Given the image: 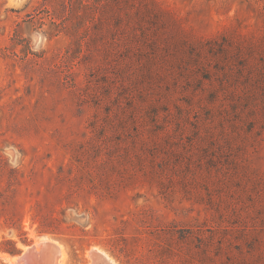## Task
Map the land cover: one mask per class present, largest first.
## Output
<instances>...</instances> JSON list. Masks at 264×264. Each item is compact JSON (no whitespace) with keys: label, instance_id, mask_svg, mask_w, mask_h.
Returning a JSON list of instances; mask_svg holds the SVG:
<instances>
[{"label":"rangeland","instance_id":"obj_1","mask_svg":"<svg viewBox=\"0 0 264 264\" xmlns=\"http://www.w3.org/2000/svg\"><path fill=\"white\" fill-rule=\"evenodd\" d=\"M149 4L0 0V191L29 237L0 225V264L44 235L64 264H264V0Z\"/></svg>","mask_w":264,"mask_h":264},{"label":"trees","instance_id":"obj_2","mask_svg":"<svg viewBox=\"0 0 264 264\" xmlns=\"http://www.w3.org/2000/svg\"><path fill=\"white\" fill-rule=\"evenodd\" d=\"M64 2L66 0H63ZM156 0H76V4L78 7L82 8L83 10H89L93 13L98 10L99 15L105 16L103 19L106 21H109V18L113 19V16L115 17L116 21H120L121 17L119 16V12L122 10L123 7L126 6V4H133V3H140L142 5V9H146V11H150L151 7L149 6V2L155 3ZM149 4V5H148ZM118 10V12H117ZM94 20V16L92 17ZM67 17L64 15L61 17V21H66ZM94 21H102L99 16H97V19ZM13 44L14 46H18L21 43V39L19 37L18 33H15L13 35ZM29 52V51H28ZM30 53L33 54L34 57L31 58L32 61H34V66H38L40 62L37 58H40L41 55L34 53L33 51H30ZM45 69V68H44ZM16 172V170H11L9 173ZM6 172L0 171V177L5 175ZM56 179L58 181H64L65 178L61 175L57 176ZM11 183V182H9ZM13 185V183H12ZM7 194H4V198L0 191V198L3 199V205L0 206V225L10 229L11 231L15 230L17 235L19 236V240L25 244L29 242L28 232L25 230L23 224H22V217H21V211L16 206V204L13 202V191L12 186L10 185L7 189ZM36 215L38 216L41 213H38L42 208L41 205L36 204ZM54 212V211H53ZM52 211H45V214L40 215L41 216V223H40V230L39 232H51V233H57L59 224L61 223V218L54 216V213ZM3 223V224H2ZM58 223V224H57ZM3 240L0 244V250L3 252H8L12 255L20 252L19 248V240L16 239L14 236H11L10 238H7L6 236H2Z\"/></svg>","mask_w":264,"mask_h":264},{"label":"bare ground","instance_id":"obj_3","mask_svg":"<svg viewBox=\"0 0 264 264\" xmlns=\"http://www.w3.org/2000/svg\"><path fill=\"white\" fill-rule=\"evenodd\" d=\"M29 248L30 247L28 246L24 251L27 252ZM65 252L66 251L58 242L50 239L49 236L44 235L40 239H37L34 243V250L30 256L32 257L31 260L22 255L14 257L10 260L19 264H64V260L66 258ZM90 254L93 257V264L98 261L96 260L98 258H96L95 255H99V259L103 257L107 261V264H116L109 255L96 248H92L90 250Z\"/></svg>","mask_w":264,"mask_h":264},{"label":"water","instance_id":"obj_4","mask_svg":"<svg viewBox=\"0 0 264 264\" xmlns=\"http://www.w3.org/2000/svg\"><path fill=\"white\" fill-rule=\"evenodd\" d=\"M43 236V235H42ZM29 250L27 251V252H25L24 250L20 253V254H18V255H22V256H26V258H29V260H31L32 259V257H30L31 256V253L33 252V250H34V244H31V245H29ZM96 256V258H98V259H96V260H98L97 262H95L94 264H107V261L103 258V257H101L100 259H99V255H95ZM51 261H52V259H51ZM93 262V261H92ZM93 264V263H92Z\"/></svg>","mask_w":264,"mask_h":264}]
</instances>
